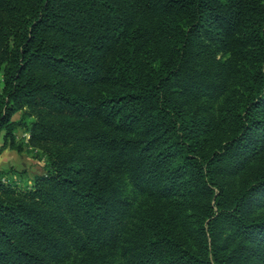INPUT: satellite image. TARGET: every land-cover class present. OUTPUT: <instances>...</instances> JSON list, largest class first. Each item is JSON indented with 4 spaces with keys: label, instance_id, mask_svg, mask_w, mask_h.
Segmentation results:
<instances>
[{
    "label": "trees",
    "instance_id": "16d2710c",
    "mask_svg": "<svg viewBox=\"0 0 264 264\" xmlns=\"http://www.w3.org/2000/svg\"><path fill=\"white\" fill-rule=\"evenodd\" d=\"M20 128L0 264H264V0H0Z\"/></svg>",
    "mask_w": 264,
    "mask_h": 264
},
{
    "label": "rangeland",
    "instance_id": "374dc122",
    "mask_svg": "<svg viewBox=\"0 0 264 264\" xmlns=\"http://www.w3.org/2000/svg\"><path fill=\"white\" fill-rule=\"evenodd\" d=\"M18 117L19 113H15L12 119ZM15 137L22 145L20 151L4 149L0 152L1 181L14 188L24 189L31 185L33 174L41 170L44 158L41 153L26 146L27 135L22 128L17 129Z\"/></svg>",
    "mask_w": 264,
    "mask_h": 264
}]
</instances>
